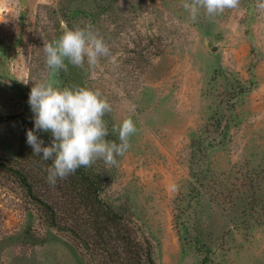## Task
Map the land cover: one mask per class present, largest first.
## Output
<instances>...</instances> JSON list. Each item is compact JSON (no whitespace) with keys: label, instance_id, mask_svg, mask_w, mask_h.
I'll return each instance as SVG.
<instances>
[{"label":"rangeland","instance_id":"1","mask_svg":"<svg viewBox=\"0 0 264 264\" xmlns=\"http://www.w3.org/2000/svg\"><path fill=\"white\" fill-rule=\"evenodd\" d=\"M185 0H0V116L33 119L34 84L98 90L109 141L137 128L115 165L85 171L139 227L153 264H264V0L193 21ZM91 30L110 55L53 73L43 45L62 25ZM52 139L50 133H45ZM20 118L0 121V160L18 158ZM0 264H88L0 173Z\"/></svg>","mask_w":264,"mask_h":264},{"label":"clouds","instance_id":"2","mask_svg":"<svg viewBox=\"0 0 264 264\" xmlns=\"http://www.w3.org/2000/svg\"><path fill=\"white\" fill-rule=\"evenodd\" d=\"M238 4L239 0H185L182 6L195 21L201 9L212 16ZM62 29L56 41L43 45L46 65L53 73L67 71L65 61L83 67L86 59L94 67L100 57L110 55L103 38L90 26L70 29L63 24ZM28 103L34 114V128L26 133L27 144L33 154L52 161L46 171L47 181L53 186L57 179H66L81 167H91L98 159L115 165L116 156H122L130 148V137L137 132L133 120L127 118L113 128L120 142L106 139L109 132L103 117L112 107L98 90L78 86L60 88L50 80L34 84ZM37 132L51 134L50 146H43Z\"/></svg>","mask_w":264,"mask_h":264},{"label":"trees","instance_id":"3","mask_svg":"<svg viewBox=\"0 0 264 264\" xmlns=\"http://www.w3.org/2000/svg\"><path fill=\"white\" fill-rule=\"evenodd\" d=\"M20 118L21 139L14 164L0 160V173L14 178L37 207L43 220L67 235L88 264H153L152 246L139 227L115 212L101 197L103 182L83 167L55 186L47 181L51 160L33 154L26 133L34 119L20 115L1 117L0 121ZM50 146L45 132L35 133Z\"/></svg>","mask_w":264,"mask_h":264}]
</instances>
